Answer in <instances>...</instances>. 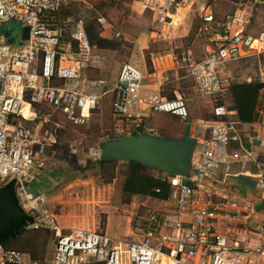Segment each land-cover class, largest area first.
I'll list each match as a JSON object with an SVG mask.
<instances>
[{
  "label": "built area",
  "instance_id": "built-area-1",
  "mask_svg": "<svg viewBox=\"0 0 264 264\" xmlns=\"http://www.w3.org/2000/svg\"><path fill=\"white\" fill-rule=\"evenodd\" d=\"M70 1L0 0V26L14 22L28 29L27 39H22L20 29V44L0 40V184L14 180L18 201L33 218L28 227L50 231L54 242L48 260L1 244L0 264H264V179L257 180L258 193L247 196H237L229 184L232 165H257V160L244 142L242 122L225 104L233 83L228 64L261 55L264 32H247V20L239 12L218 20L205 0H132L152 15L154 33L163 39L174 37L185 15L181 9L194 11L202 53L196 56L191 48L171 47L156 56L150 72L123 62L117 81L109 86L84 73L97 63L96 55L84 17L61 16ZM97 22L107 24L101 16ZM258 40L260 44H254ZM167 61L170 69H183L198 95L215 101V117L203 120L205 133L191 148L189 174H161L169 196L149 213L138 240L112 237L103 229L62 227L46 206V196L26 189L56 141L55 130L46 127L52 113L72 126L85 124L112 91V133L118 137L157 134L149 121L157 112L186 121L185 99L176 90L174 97L162 91L166 78L159 69ZM258 80L264 100V65L259 66ZM24 106L32 116L22 112ZM43 107L50 112H43ZM257 143L264 150V137Z\"/></svg>",
  "mask_w": 264,
  "mask_h": 264
},
{
  "label": "rangeland",
  "instance_id": "rangeland-1",
  "mask_svg": "<svg viewBox=\"0 0 264 264\" xmlns=\"http://www.w3.org/2000/svg\"><path fill=\"white\" fill-rule=\"evenodd\" d=\"M211 5L213 13L218 20H222L227 14L237 11L244 14L247 20L245 30L249 33L264 31V2L255 0H205ZM74 9L80 12L86 22H93L98 16L107 21L105 27L96 23L100 36L108 48L92 46V54L96 55L98 69L95 75L105 79L109 85L117 81L118 72L122 62H130L141 69L154 70L152 58L162 55L171 47L191 48L196 56L201 53V35L199 33V19L194 11L181 9L184 17L179 20V27L171 39H163L155 34V22L152 15L140 8L132 0H71ZM97 22V20H96ZM5 28L10 43H16L20 25L8 22ZM95 24V23H94ZM103 31V32H102ZM264 36V33L261 34ZM254 44H260L255 41ZM95 64V65H96ZM264 65V52L231 62L228 67L233 75V82H243L246 78L258 80L259 66ZM171 62H164L159 69L166 78L162 91L164 94L174 96V91L185 99L189 118L181 121L176 118L172 122L179 130L193 127L195 131L201 126L203 120L211 118L214 100L198 95L190 79L185 76L183 69H170ZM93 68V67H92ZM94 69V68H93ZM109 101V97L102 103ZM93 114L85 124L71 126L59 114L51 115V122L46 127L55 130L56 147H49L42 162L40 174L26 185L27 191L47 196L46 206L56 215L59 224L64 227H84L91 229H103L112 237L123 240H138L141 238L142 227L149 213L156 210L159 201L141 195L126 196L122 193V184L127 171L126 161H116L115 178L110 183L103 182L100 171L95 162L101 152V145L111 137L112 120L108 109L102 107ZM230 103L226 99L225 104ZM109 106V103H108ZM42 111L50 112L46 107ZM163 113H158L151 123L158 125L163 118ZM54 123L58 124L55 125ZM56 128V129H55ZM157 128L161 136L170 137L174 134L166 129ZM264 154V152H263ZM264 159V155L262 156ZM87 165L83 171L72 179L63 178L57 184L49 183L51 178L48 173L58 168H68L69 163L78 166ZM239 165H232L231 171H236ZM155 175L162 174L157 170H149ZM264 173V167L261 166ZM48 175V176H47ZM250 181H256V177H250ZM9 180H6L8 182ZM241 179L232 181V185L243 188ZM5 182V183H6ZM1 185V184H0ZM251 188H245L249 191ZM14 190L16 188L14 185ZM251 191V190H250ZM33 238L34 250L48 260L53 253V235L47 230L35 231L26 227L25 232L7 243L8 248L29 250L27 239Z\"/></svg>",
  "mask_w": 264,
  "mask_h": 264
},
{
  "label": "trees",
  "instance_id": "trees-1",
  "mask_svg": "<svg viewBox=\"0 0 264 264\" xmlns=\"http://www.w3.org/2000/svg\"><path fill=\"white\" fill-rule=\"evenodd\" d=\"M71 13L81 15L80 12H77L74 9L72 2H69V4H67V6L61 11V16L64 17ZM96 23L98 24L96 20L94 22L93 20H91L90 22H86L85 20V28H86L89 42L91 46H95L99 49L108 48V45L104 43L107 40L100 36L101 33L99 30H97ZM7 25L8 24L5 23L2 26H0V33L7 32L5 31V28ZM62 39L64 41L68 39L66 32L64 33V36ZM261 88H262V83L259 82V80L233 82L229 86L226 92V99H228V101L230 99V103L226 104L227 108L235 111V113L237 114L238 120L241 121L242 123L255 122L259 118L258 98H259V93H260ZM169 97H174V96L170 95ZM214 117L215 116H213L211 112V118H214ZM114 138H117V137H111L108 140H111ZM56 146H57V141H55L51 147L53 148ZM95 162H97V166L100 171V176L103 178V182L110 183L115 178L116 162L103 160L101 156H99V158ZM126 163H127V171H126V175H125V178L122 184V193L124 195L129 196V197L135 196V195H141V196L154 198L158 201L167 199V197L169 196L170 187L168 183L166 182V180H163L160 177L161 174L155 175L149 171V170H153L152 168L143 166L133 161H126ZM90 164H92V162H87L85 166H80V165L76 166L73 163H69L68 168L62 167L56 170L52 169L50 173H48V175L51 176L48 184H52V183L57 184L63 178L72 179L73 177L77 176L81 171H83L87 165H90ZM240 178L243 179L244 182L247 181L246 183H249L251 180V178L245 177V176H240ZM263 179H264V173H263ZM26 227L20 229L17 235L13 237H8L7 239H5L2 245L4 247H7V243L11 240L19 238L25 232ZM34 230L39 231V230H46V229H34ZM27 242L29 243V247L31 249L24 250V252H26L32 258L42 259V257L38 254V252L37 251L35 252L34 250L33 238L32 240L27 239Z\"/></svg>",
  "mask_w": 264,
  "mask_h": 264
},
{
  "label": "water",
  "instance_id": "water-1",
  "mask_svg": "<svg viewBox=\"0 0 264 264\" xmlns=\"http://www.w3.org/2000/svg\"><path fill=\"white\" fill-rule=\"evenodd\" d=\"M21 37L27 39L26 27L21 28ZM195 141L190 135L171 138L142 132L105 141L100 156L106 161H133L161 173L187 176ZM14 185V180H9L0 186V245L33 222L32 216L21 207Z\"/></svg>",
  "mask_w": 264,
  "mask_h": 264
},
{
  "label": "crops",
  "instance_id": "crops-1",
  "mask_svg": "<svg viewBox=\"0 0 264 264\" xmlns=\"http://www.w3.org/2000/svg\"><path fill=\"white\" fill-rule=\"evenodd\" d=\"M255 1L259 2L258 0H255ZM237 12H239V11H237ZM239 13L244 18V14L241 13V12H239ZM96 20H97V18H96ZM18 32H20V31H18ZM260 32H264V31H260ZM258 33H254V34L256 35ZM8 35H10V34L0 33V40H2V38H4L5 41L8 42L7 41V39L9 38ZM15 35L19 38V35L17 33ZM16 43H18V44L21 43L20 38L18 39V41H16ZM193 53L196 55L195 51H193ZM201 53H202V44H201ZM155 58H156V56H154L152 58V61ZM98 66H99V64H98ZM98 66L96 64L94 66H91V67L86 68L85 71H84L86 77L87 78H91V79L92 78H101V77H99V76H97V75L94 74V72H96V69H98ZM141 70H143V69H141ZM146 70L147 69H144L143 71H146ZM150 71H152V70H149L148 72H150ZM228 71L231 73V70L229 69V67H228ZM231 75H232V73H231ZM232 78H233V75H232ZM246 79H247L246 81H251V77L246 78ZM149 85H150V87H154V85L151 84V83ZM109 86H112V85H109ZM107 97H109V101H108L109 106H108L107 101H105L104 103H102V101L104 99H106ZM113 97H114V93L112 91H110L109 93H107L106 95H104L102 97V99L100 100V103H99L98 108L91 114V116L93 114H95V112L100 108L101 103H102V107L104 109H108L109 112H110V115H111V101H112ZM158 113H163L165 115V117L158 118V120H160L159 122H161V123H159L156 126L158 128L166 129L169 132H172L174 135L173 136H170L171 138H181L183 135H190L192 137L199 138V137H202L204 135V133H205V130L201 126L198 127L195 131H193V127H190V128L189 127L188 128L186 127L185 129H182L181 128V130L177 129L175 127V125L172 124V122L174 120H176V118H178V117H176L174 115H171L169 113H164V112H157V113H154L153 115H151V117L149 119L150 123H151V119L152 118L154 119V117ZM258 114H259V118L255 122L242 123L241 124L242 135H243L244 142H245V144L247 146H251L253 148L254 153H255V156H256V160H257V165L254 164V163H252V162L247 163L244 167L240 166L239 164H235V165H239L240 168L238 170H236V171H233V172L231 171V175L229 176L228 180H229V184L235 190V193H236L237 196H243V195H246L247 196V195L257 194L258 191H259L258 188L256 187L257 180H258L259 177H262L263 178V171H261V166H262V168L264 167V159L262 157L264 155L263 154L264 150L261 149L258 146V143H257L259 138H263L264 137V100H262L260 98V93H259V98H258ZM232 117L233 118H237V114L235 113V111L232 113ZM111 120H112V115H111ZM151 125H153L156 128V126L153 123H151ZM111 127H113V120H112V126ZM156 130H157V128H156ZM156 133H157V131H156ZM113 135L115 137H118L115 134H113ZM157 135H159V134L157 133ZM240 176H245V177H249V178L252 177V176H255L256 177V181H250L249 183H246L247 181L244 182V180L241 179ZM237 178H240L241 179L240 182H242L243 186H245L244 189L243 188H240L239 186H234V184L233 185L231 184L232 181L237 180ZM244 183H246V184H244ZM245 188H251L250 189L251 191L250 190L247 191V190H245ZM46 199H47V196H46ZM53 249H54V242H53ZM21 251H23V250H21Z\"/></svg>",
  "mask_w": 264,
  "mask_h": 264
},
{
  "label": "bare ground",
  "instance_id": "bare-ground-1",
  "mask_svg": "<svg viewBox=\"0 0 264 264\" xmlns=\"http://www.w3.org/2000/svg\"><path fill=\"white\" fill-rule=\"evenodd\" d=\"M22 112H24L26 114V116H32L33 114L31 112L28 111V108L26 106H24L22 108Z\"/></svg>",
  "mask_w": 264,
  "mask_h": 264
}]
</instances>
